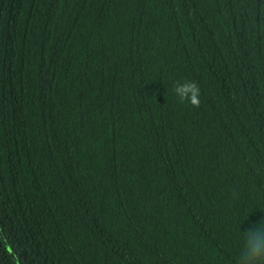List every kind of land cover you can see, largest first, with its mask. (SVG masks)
Segmentation results:
<instances>
[{
	"label": "trees",
	"instance_id": "trees-1",
	"mask_svg": "<svg viewBox=\"0 0 264 264\" xmlns=\"http://www.w3.org/2000/svg\"><path fill=\"white\" fill-rule=\"evenodd\" d=\"M261 225L264 0H0V264H237Z\"/></svg>",
	"mask_w": 264,
	"mask_h": 264
},
{
	"label": "clouds",
	"instance_id": "clouds-1",
	"mask_svg": "<svg viewBox=\"0 0 264 264\" xmlns=\"http://www.w3.org/2000/svg\"><path fill=\"white\" fill-rule=\"evenodd\" d=\"M173 92L178 102H187L193 108L200 106L201 90L194 80L177 81ZM237 264H264V225L245 232L244 245Z\"/></svg>",
	"mask_w": 264,
	"mask_h": 264
}]
</instances>
